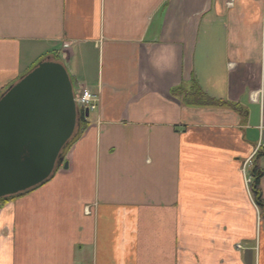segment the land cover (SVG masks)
Returning <instances> with one entry per match:
<instances>
[{
  "label": "crops",
  "instance_id": "crops-1",
  "mask_svg": "<svg viewBox=\"0 0 264 264\" xmlns=\"http://www.w3.org/2000/svg\"><path fill=\"white\" fill-rule=\"evenodd\" d=\"M55 53L98 106L0 209V264H264V0H0V95Z\"/></svg>",
  "mask_w": 264,
  "mask_h": 264
},
{
  "label": "water",
  "instance_id": "water-1",
  "mask_svg": "<svg viewBox=\"0 0 264 264\" xmlns=\"http://www.w3.org/2000/svg\"><path fill=\"white\" fill-rule=\"evenodd\" d=\"M86 111V117H88ZM77 126V108L66 68L39 63L0 98V199L46 183L68 169L62 151Z\"/></svg>",
  "mask_w": 264,
  "mask_h": 264
},
{
  "label": "trees",
  "instance_id": "trees-1",
  "mask_svg": "<svg viewBox=\"0 0 264 264\" xmlns=\"http://www.w3.org/2000/svg\"><path fill=\"white\" fill-rule=\"evenodd\" d=\"M46 60H50L55 63H59L63 65V62L61 60V56L59 53H55L43 59L40 62H44ZM39 63L34 65L33 68L37 67ZM178 94H182L184 96L183 100L185 104L187 105L204 106V107H226V108H230L234 111H239V112H241L242 110L239 104L215 100V99L210 98L197 85H194L191 88L190 92H186L182 87H178L172 90V95L177 96ZM77 119H78V127L76 130V133L74 137L71 139V141L68 143L67 147L63 150L62 155L64 154V156H65V153H67V151L72 147V145L80 138L83 131L87 128L88 124H87V121L85 120V114L83 112L81 113L79 112ZM263 157H264V153L260 151L256 154V156L253 159L251 173H250L251 174V184L249 186V189L252 194L254 203L259 210V215H260L261 224H262V231L264 233V194L262 191V180L264 178V170L260 166V160ZM19 196H22V195H19ZM15 198L16 197H6V198L0 199V209H2L6 204L11 202Z\"/></svg>",
  "mask_w": 264,
  "mask_h": 264
},
{
  "label": "built area",
  "instance_id": "built-area-1",
  "mask_svg": "<svg viewBox=\"0 0 264 264\" xmlns=\"http://www.w3.org/2000/svg\"><path fill=\"white\" fill-rule=\"evenodd\" d=\"M75 101L81 108H89L93 110L96 107V99L88 91H79L76 95Z\"/></svg>",
  "mask_w": 264,
  "mask_h": 264
},
{
  "label": "rangeland",
  "instance_id": "rangeland-1",
  "mask_svg": "<svg viewBox=\"0 0 264 264\" xmlns=\"http://www.w3.org/2000/svg\"><path fill=\"white\" fill-rule=\"evenodd\" d=\"M61 60H62V58H61ZM62 62L64 63V61H63V60H62ZM246 175H247V177H248V178H250V177H251V174H250V169H249V168L247 169Z\"/></svg>",
  "mask_w": 264,
  "mask_h": 264
}]
</instances>
